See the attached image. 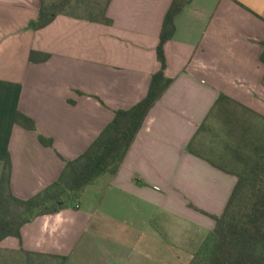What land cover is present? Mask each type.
<instances>
[{
    "label": "crops",
    "instance_id": "obj_1",
    "mask_svg": "<svg viewBox=\"0 0 264 264\" xmlns=\"http://www.w3.org/2000/svg\"><path fill=\"white\" fill-rule=\"evenodd\" d=\"M172 2L111 0L112 24L65 12L35 30L43 0H0V182L10 158L17 197L35 198L57 182L116 111L146 97ZM175 25L165 44L173 81L119 172L87 186L78 204L24 224L1 249L62 255L66 264L194 259L216 225L208 214L223 213L238 180L209 156L204 133L226 131L233 116L264 122V0H192ZM33 51L51 56L34 62ZM19 112L35 130L17 122Z\"/></svg>",
    "mask_w": 264,
    "mask_h": 264
},
{
    "label": "trees",
    "instance_id": "obj_2",
    "mask_svg": "<svg viewBox=\"0 0 264 264\" xmlns=\"http://www.w3.org/2000/svg\"><path fill=\"white\" fill-rule=\"evenodd\" d=\"M73 1L43 0L38 18L31 22V28L39 30L46 27L57 15L65 12L90 21L112 24L107 16L111 0H106L104 5L99 0H83L89 16L66 11L64 7L74 5ZM191 1L173 0L165 16L157 48L161 68L153 75L146 97L129 109L116 111L112 122L91 146L78 158L66 162L57 182L35 198L21 199L12 191V164L10 158H7L0 182V242L9 236L21 237V227L40 215L58 212L69 204H78L87 186L105 174L115 175L119 172L150 109L173 81L166 75L168 63L165 44L175 35L176 16ZM262 47L261 60L264 62V43ZM50 56L48 53L33 51L30 59L34 62L46 61ZM16 120L28 129H36L34 120L21 112L17 114ZM205 131L207 129L202 125L199 133ZM226 132L239 146H247L249 151L237 152L236 157L243 164V169L242 173L231 169L238 180L223 213L215 216L202 211L212 216L216 225L189 264H264V122L251 117L241 119L233 116L228 119ZM40 139L45 145L53 146V140L43 136ZM135 180L141 182L138 178ZM191 206L195 207L193 204ZM67 259L62 255L23 248H0V264H66Z\"/></svg>",
    "mask_w": 264,
    "mask_h": 264
},
{
    "label": "rangeland",
    "instance_id": "obj_3",
    "mask_svg": "<svg viewBox=\"0 0 264 264\" xmlns=\"http://www.w3.org/2000/svg\"><path fill=\"white\" fill-rule=\"evenodd\" d=\"M76 1L77 0L73 1L74 5L64 7L65 10L82 16H89L88 11H85V4L83 3L84 1L80 0L77 4ZM105 2L106 0H99V3L101 5H104ZM216 128L217 129H214L213 131L204 133L205 136L203 138L206 142L209 143L206 146L207 153L213 159V161H216L218 163V167L226 171H231V169H233L236 170L237 173H242L243 164L238 161L236 156L239 152H248L249 149L247 148V146H239V144L236 143L237 141H233L225 130H220V126H217ZM78 201L81 202L80 199H78Z\"/></svg>",
    "mask_w": 264,
    "mask_h": 264
},
{
    "label": "water",
    "instance_id": "obj_4",
    "mask_svg": "<svg viewBox=\"0 0 264 264\" xmlns=\"http://www.w3.org/2000/svg\"><path fill=\"white\" fill-rule=\"evenodd\" d=\"M63 201H65V199H63Z\"/></svg>",
    "mask_w": 264,
    "mask_h": 264
}]
</instances>
